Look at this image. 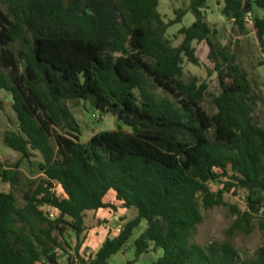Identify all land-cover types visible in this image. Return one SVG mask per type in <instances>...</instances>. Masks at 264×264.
<instances>
[{
    "label": "trees",
    "instance_id": "obj_1",
    "mask_svg": "<svg viewBox=\"0 0 264 264\" xmlns=\"http://www.w3.org/2000/svg\"><path fill=\"white\" fill-rule=\"evenodd\" d=\"M160 1L0 0V94L12 97L19 126L4 142L22 156L13 166L0 163V180L15 183L21 163L38 156L42 175L22 208L14 194L0 193V264H109L144 222L127 264L158 251L154 264H264V244L248 263L231 240L193 243L201 207H225L231 193L242 192L246 208H232L229 237L264 232V129L255 121L248 74L228 46L212 39L208 0H190L189 10L168 23ZM223 2V15L241 31L255 6L264 9V0ZM190 13L196 21L180 30L183 43L173 47L166 35ZM254 27L264 50V17ZM203 42L221 89L215 115L202 106L208 87L184 81L185 59L200 66L194 43ZM76 102L97 110L108 102L117 129L82 143L68 106ZM214 184L221 189L214 192ZM112 193L115 201L106 202ZM47 206L60 211L56 221L41 210ZM133 209L137 218L97 253L83 251L88 213ZM67 232L76 239L71 255Z\"/></svg>",
    "mask_w": 264,
    "mask_h": 264
},
{
    "label": "rangeland",
    "instance_id": "obj_2",
    "mask_svg": "<svg viewBox=\"0 0 264 264\" xmlns=\"http://www.w3.org/2000/svg\"><path fill=\"white\" fill-rule=\"evenodd\" d=\"M255 1V0H251ZM190 8V0H161L158 12L164 17L168 23L176 19V11H188ZM7 13V7H2ZM223 0H208L205 7L207 22L213 32L214 42L221 46H228L230 52L237 57L240 67L248 74L252 84L254 94L256 96L257 106L255 108V121L257 125L264 129V50L262 49L254 20L264 17V9L254 7L252 15L247 19L246 28L241 31L239 27L231 19L223 15ZM196 21L195 16L190 13L186 16L181 25H177L169 29L166 38L171 42L173 47H179L183 43V36L180 35L182 28L191 27ZM196 49V57L200 60V66H195L187 59L184 62V81L189 83L196 79L198 85H206L208 87L207 95L202 103L203 108L210 115L217 114L218 110L213 103V99L221 95L218 75L214 72V65L211 63L210 48L206 42L194 43ZM18 48V46H13ZM159 95H164L161 90H156ZM0 102L3 106L0 108V163L5 166H13L21 162L22 156L12 151L4 142V135L10 131H17L18 120L12 109V97L7 93L0 94ZM71 113L80 126L82 131V143H88L95 135L109 130L117 129L119 123L117 119L110 113L102 114L89 103L76 102L68 104ZM40 157L29 163L24 161L19 168V179L15 183H4L0 180V193H12L17 199V206L22 208L26 205L24 200L25 193L29 189L32 182H39L42 178L39 162ZM222 185L214 184L212 189L217 192ZM57 196L62 195L60 187L54 190ZM114 193L110 194L106 202H114ZM227 206L216 207L212 210H205L201 207L203 215V223L198 226L197 233L193 239V243L202 247H206L212 243H224L231 240L240 253L241 258L251 263L256 258V252L264 244V232L259 229L254 230L250 235L237 233L232 238L229 237V230L235 222L236 215L233 214V207L239 210H245V195L241 192L239 196L233 193L225 196ZM202 206V205H201ZM138 213L135 209L130 211H121L113 213L109 210H101L99 212H90L87 214L86 226V243L83 251L94 255L103 242L107 238H113L119 234V231L130 221L136 219ZM147 229V223L144 222L134 233L133 238L129 242L125 252L114 256L109 264H127L135 260V240ZM65 240L71 246V250L67 254H73L76 248L75 235L67 232ZM88 249V250H87ZM67 254L60 255V260L64 263L68 257ZM163 255L162 251L152 252L140 257L137 264H154Z\"/></svg>",
    "mask_w": 264,
    "mask_h": 264
},
{
    "label": "built area",
    "instance_id": "obj_3",
    "mask_svg": "<svg viewBox=\"0 0 264 264\" xmlns=\"http://www.w3.org/2000/svg\"><path fill=\"white\" fill-rule=\"evenodd\" d=\"M250 16L251 15H248L247 19ZM41 210L45 213V216L51 221H56L61 215L60 211L54 207L47 206V207L42 208ZM120 231H119V233H120Z\"/></svg>",
    "mask_w": 264,
    "mask_h": 264
},
{
    "label": "water",
    "instance_id": "obj_4",
    "mask_svg": "<svg viewBox=\"0 0 264 264\" xmlns=\"http://www.w3.org/2000/svg\"><path fill=\"white\" fill-rule=\"evenodd\" d=\"M108 106H109V103H108V102L103 103L99 111H100L102 114L107 113L106 108H107Z\"/></svg>",
    "mask_w": 264,
    "mask_h": 264
},
{
    "label": "crops",
    "instance_id": "obj_5",
    "mask_svg": "<svg viewBox=\"0 0 264 264\" xmlns=\"http://www.w3.org/2000/svg\"><path fill=\"white\" fill-rule=\"evenodd\" d=\"M116 236H117V235H116ZM105 241H106V240H105ZM105 241H104V242H105ZM104 242H103V243H104ZM102 245H103V244H102ZM102 245H101V246H102ZM101 246H100V248H101ZM100 248H99V249H100ZM99 249H98V250H99ZM97 252H98V251H97ZM97 252H96V253H97Z\"/></svg>",
    "mask_w": 264,
    "mask_h": 264
}]
</instances>
